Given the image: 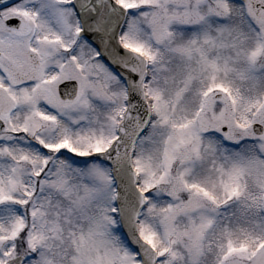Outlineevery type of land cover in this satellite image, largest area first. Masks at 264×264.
Wrapping results in <instances>:
<instances>
[{"label": "snow or ice", "instance_id": "6c2138e0", "mask_svg": "<svg viewBox=\"0 0 264 264\" xmlns=\"http://www.w3.org/2000/svg\"><path fill=\"white\" fill-rule=\"evenodd\" d=\"M0 264H264V0H0Z\"/></svg>", "mask_w": 264, "mask_h": 264}]
</instances>
